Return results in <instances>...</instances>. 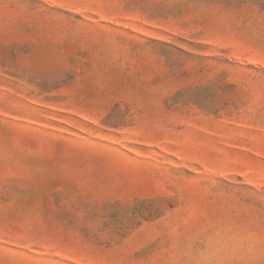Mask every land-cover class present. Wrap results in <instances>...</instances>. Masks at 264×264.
<instances>
[{"label": "rangeland", "instance_id": "obj_1", "mask_svg": "<svg viewBox=\"0 0 264 264\" xmlns=\"http://www.w3.org/2000/svg\"><path fill=\"white\" fill-rule=\"evenodd\" d=\"M0 264H264V0H0Z\"/></svg>", "mask_w": 264, "mask_h": 264}]
</instances>
